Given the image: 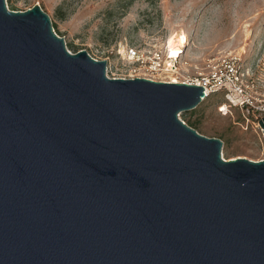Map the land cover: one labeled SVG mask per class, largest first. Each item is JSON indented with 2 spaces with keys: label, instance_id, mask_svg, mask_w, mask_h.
I'll use <instances>...</instances> for the list:
<instances>
[{
  "label": "water",
  "instance_id": "obj_1",
  "mask_svg": "<svg viewBox=\"0 0 264 264\" xmlns=\"http://www.w3.org/2000/svg\"><path fill=\"white\" fill-rule=\"evenodd\" d=\"M106 71L0 0V264H264V157L184 122L202 84Z\"/></svg>",
  "mask_w": 264,
  "mask_h": 264
},
{
  "label": "rangeland",
  "instance_id": "obj_2",
  "mask_svg": "<svg viewBox=\"0 0 264 264\" xmlns=\"http://www.w3.org/2000/svg\"><path fill=\"white\" fill-rule=\"evenodd\" d=\"M35 3L50 15L71 51L86 48L106 58L110 76L133 72L131 62H122L121 52L129 47L146 53L169 51L173 34L183 35L185 46L178 44L183 50L178 68L165 79L197 76L218 55L250 51L264 39V0H6L11 9ZM218 95L212 93L210 99L179 116L203 134L221 136L225 159L263 158L264 136L250 125L243 126L245 116L240 110L219 111Z\"/></svg>",
  "mask_w": 264,
  "mask_h": 264
},
{
  "label": "built area",
  "instance_id": "obj_3",
  "mask_svg": "<svg viewBox=\"0 0 264 264\" xmlns=\"http://www.w3.org/2000/svg\"><path fill=\"white\" fill-rule=\"evenodd\" d=\"M120 54L122 62H131L133 71L124 77L145 76L157 80L202 84L205 91L203 99L210 93H220L223 99L217 105L219 111L226 113L232 109L240 110L245 116L243 126L250 125L264 136L259 121L264 116V39L254 45L250 51L245 48L242 51L218 55L211 60L206 72L200 71L199 75L187 76L182 80L163 78L164 75L178 68L179 55H172L170 50L155 49L146 53L141 49L129 47Z\"/></svg>",
  "mask_w": 264,
  "mask_h": 264
},
{
  "label": "bare ground",
  "instance_id": "obj_4",
  "mask_svg": "<svg viewBox=\"0 0 264 264\" xmlns=\"http://www.w3.org/2000/svg\"><path fill=\"white\" fill-rule=\"evenodd\" d=\"M178 44H183L182 46H185L183 35H179V34L171 35L169 39V46L171 47L170 48V50L172 51L171 53L174 55H179L180 51L182 50V48H180Z\"/></svg>",
  "mask_w": 264,
  "mask_h": 264
},
{
  "label": "trees",
  "instance_id": "obj_5",
  "mask_svg": "<svg viewBox=\"0 0 264 264\" xmlns=\"http://www.w3.org/2000/svg\"><path fill=\"white\" fill-rule=\"evenodd\" d=\"M53 26L56 28V24L55 23H53ZM213 93H218V92H213ZM211 94L212 93H210L207 97H205L202 101H204V100H207V99H210V96H211ZM219 96H221V97H219ZM218 97L219 98H217L218 99V102H217V105H218V103L223 99V96L219 93V95H218ZM201 101V102H202ZM197 107V106H196ZM190 125H192V126H194L195 127V125H194V123H191V122H188ZM196 128V127H195ZM219 137H221V136H219Z\"/></svg>",
  "mask_w": 264,
  "mask_h": 264
}]
</instances>
